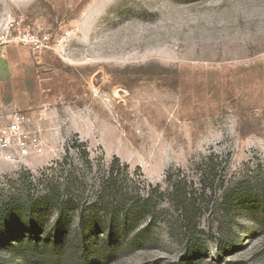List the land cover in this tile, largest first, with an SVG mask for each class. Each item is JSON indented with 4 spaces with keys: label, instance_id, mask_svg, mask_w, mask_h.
I'll list each match as a JSON object with an SVG mask.
<instances>
[{
    "label": "rangeland",
    "instance_id": "rangeland-1",
    "mask_svg": "<svg viewBox=\"0 0 264 264\" xmlns=\"http://www.w3.org/2000/svg\"><path fill=\"white\" fill-rule=\"evenodd\" d=\"M201 167L225 185L201 196ZM48 188L71 191L73 229L81 211L128 227L92 264H264V0H0V238L8 223L55 225L51 207L17 210ZM0 264L88 262L0 242Z\"/></svg>",
    "mask_w": 264,
    "mask_h": 264
},
{
    "label": "trees",
    "instance_id": "trees-1",
    "mask_svg": "<svg viewBox=\"0 0 264 264\" xmlns=\"http://www.w3.org/2000/svg\"><path fill=\"white\" fill-rule=\"evenodd\" d=\"M84 144H79L78 140L73 142V148L81 156L82 163L86 166H90L92 160L90 159L89 152L84 149ZM118 159H115L108 171V180L104 184V189L108 190L105 193L118 194L117 191H112L115 188L116 175L120 174V168L117 166ZM123 172L128 169V166H123ZM170 178V177H169ZM194 183H190L189 187L172 185L170 197L176 198L178 191H191L192 193L199 191L193 187ZM199 185L202 190L201 196L205 193L214 194L217 187L225 185V181L221 179L216 185V178L214 174L208 172L207 168L201 167L199 173ZM68 196L66 199H61L59 191H46L44 199L38 203L34 199L17 205L19 209L25 212H34L35 209L40 205L42 207H51L58 212V219L55 225L49 229H45L40 222L30 220L27 223H14L7 225L4 224L2 230H5L0 238L1 244L7 250L17 255H24L26 252H37L46 254H64V253H80L88 264H92L91 261L97 259L99 262L106 258L108 254H117L122 248V241L127 232L128 227H124L121 230H114L113 227L104 226L98 222L97 218L87 219L84 215V211L80 212L77 227L73 229L71 221L66 217L67 209L75 206L74 197H70L71 191H66ZM112 192V193H111ZM189 194L184 192V197ZM19 204V203H18ZM176 208H179L175 204ZM14 210V209H12ZM201 210L194 208L192 210H186L183 208L182 217L183 225L181 230L183 231L184 238L187 244V255L194 256L195 252L191 249V243L194 238L200 232L199 225L197 223L198 214ZM74 240L75 247L69 245ZM73 249V251H71ZM191 259V258H189ZM188 259V260H189ZM190 264V263H189Z\"/></svg>",
    "mask_w": 264,
    "mask_h": 264
}]
</instances>
